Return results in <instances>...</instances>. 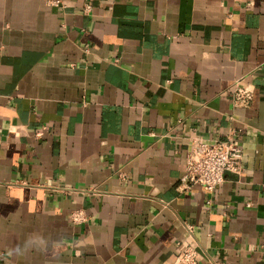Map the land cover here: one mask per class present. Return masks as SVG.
<instances>
[{
	"label": "crops",
	"instance_id": "1",
	"mask_svg": "<svg viewBox=\"0 0 264 264\" xmlns=\"http://www.w3.org/2000/svg\"><path fill=\"white\" fill-rule=\"evenodd\" d=\"M59 1L0 0V264H264V0ZM231 134L241 171L181 189Z\"/></svg>",
	"mask_w": 264,
	"mask_h": 264
},
{
	"label": "built area",
	"instance_id": "2",
	"mask_svg": "<svg viewBox=\"0 0 264 264\" xmlns=\"http://www.w3.org/2000/svg\"><path fill=\"white\" fill-rule=\"evenodd\" d=\"M48 4L60 5L59 0H46ZM87 5L85 10H88ZM253 97L251 84L241 85L237 80L232 90L233 103L248 106ZM36 134H41L37 131ZM233 134L224 139L212 142L192 139L185 154L184 170L179 178V187L189 190L194 185L201 186L207 192H212L224 180L226 171L238 173L241 171L242 149ZM209 203V200H207ZM74 223L87 220V214L82 208L75 209L70 214ZM192 232V225L185 224ZM176 262L181 264H202L196 246L185 244L177 252Z\"/></svg>",
	"mask_w": 264,
	"mask_h": 264
}]
</instances>
